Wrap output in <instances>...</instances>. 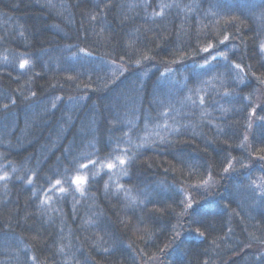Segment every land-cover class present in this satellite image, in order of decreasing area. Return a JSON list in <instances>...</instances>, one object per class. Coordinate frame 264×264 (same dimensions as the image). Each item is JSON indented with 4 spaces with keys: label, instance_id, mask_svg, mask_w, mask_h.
Segmentation results:
<instances>
[{
    "label": "trees",
    "instance_id": "trees-1",
    "mask_svg": "<svg viewBox=\"0 0 264 264\" xmlns=\"http://www.w3.org/2000/svg\"><path fill=\"white\" fill-rule=\"evenodd\" d=\"M0 177V264H264V0H0Z\"/></svg>",
    "mask_w": 264,
    "mask_h": 264
},
{
    "label": "snow or ice",
    "instance_id": "snow-or-ice-1",
    "mask_svg": "<svg viewBox=\"0 0 264 264\" xmlns=\"http://www.w3.org/2000/svg\"><path fill=\"white\" fill-rule=\"evenodd\" d=\"M25 64H27V61H25L24 64H21V67H24ZM237 67H238V66H237ZM120 162L123 163V161H120ZM84 167H87V166L85 165ZM107 167H108V168H112V167H114V165H112V164H108ZM0 178H2V177H0ZM73 182L76 183V184H78V185L84 183V181H83L80 177H77ZM60 183H61V182H60L59 180L56 181V184H57V185H59ZM59 191H60V192H63V191H64V188H62V187L59 188Z\"/></svg>",
    "mask_w": 264,
    "mask_h": 264
}]
</instances>
